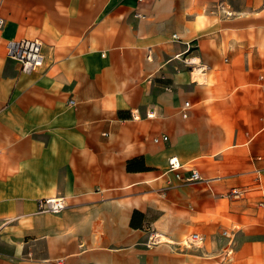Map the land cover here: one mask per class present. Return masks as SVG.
Masks as SVG:
<instances>
[{
  "label": "crops",
  "instance_id": "0c3cea01",
  "mask_svg": "<svg viewBox=\"0 0 264 264\" xmlns=\"http://www.w3.org/2000/svg\"><path fill=\"white\" fill-rule=\"evenodd\" d=\"M0 19V264H264V0H0Z\"/></svg>",
  "mask_w": 264,
  "mask_h": 264
},
{
  "label": "built area",
  "instance_id": "2783aa9c",
  "mask_svg": "<svg viewBox=\"0 0 264 264\" xmlns=\"http://www.w3.org/2000/svg\"><path fill=\"white\" fill-rule=\"evenodd\" d=\"M138 2H143L144 0H137ZM137 16H140L139 14ZM2 24V20L0 19V26ZM6 55L7 57L16 60L21 67L22 71H32L38 67H40L43 63V53L41 50V42L38 40H8L6 43ZM188 63L194 64L196 63L193 60H187ZM184 106H188V102L184 103ZM152 113L148 114L151 116ZM163 140H167V136L162 137ZM158 139L155 138L154 141ZM168 168L178 174V172L182 169V165L177 157L172 156L168 158ZM188 172L186 176V181L194 182L201 179L200 174L197 169L191 168L186 170ZM241 191L238 189H232L230 194L239 195ZM66 207V202L64 197H48L44 199H39L37 201V210L39 212H50V213H59ZM223 235L228 237V232L224 230L222 232ZM155 238H159L158 234L155 231L150 233V239L154 240ZM203 240V236L192 232L190 233L183 241L181 245H195L201 243Z\"/></svg>",
  "mask_w": 264,
  "mask_h": 264
},
{
  "label": "rangeland",
  "instance_id": "374dc122",
  "mask_svg": "<svg viewBox=\"0 0 264 264\" xmlns=\"http://www.w3.org/2000/svg\"><path fill=\"white\" fill-rule=\"evenodd\" d=\"M203 243H199V244H195L196 246L198 245L199 247H201V245H202ZM223 256V255H222Z\"/></svg>",
  "mask_w": 264,
  "mask_h": 264
},
{
  "label": "trees",
  "instance_id": "16d2710c",
  "mask_svg": "<svg viewBox=\"0 0 264 264\" xmlns=\"http://www.w3.org/2000/svg\"><path fill=\"white\" fill-rule=\"evenodd\" d=\"M131 225H133V226L135 225V223H134V222H132V219H131Z\"/></svg>",
  "mask_w": 264,
  "mask_h": 264
}]
</instances>
